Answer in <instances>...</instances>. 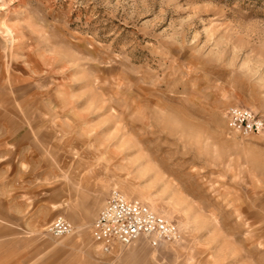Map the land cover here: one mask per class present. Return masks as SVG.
Masks as SVG:
<instances>
[{"label":"rangeland","instance_id":"1","mask_svg":"<svg viewBox=\"0 0 264 264\" xmlns=\"http://www.w3.org/2000/svg\"><path fill=\"white\" fill-rule=\"evenodd\" d=\"M230 107L264 119V0H0V264H264V134ZM114 190L179 240L101 253Z\"/></svg>","mask_w":264,"mask_h":264},{"label":"built area","instance_id":"2","mask_svg":"<svg viewBox=\"0 0 264 264\" xmlns=\"http://www.w3.org/2000/svg\"><path fill=\"white\" fill-rule=\"evenodd\" d=\"M227 127L232 131L264 134V119L249 109L230 107L225 114ZM72 226L64 219H55L48 228L51 236L62 238L72 233ZM93 243L103 254L116 246H129L143 239L152 248L177 242L180 238L176 227L154 213L147 205L125 198L118 191H111L105 205L90 226Z\"/></svg>","mask_w":264,"mask_h":264},{"label":"crops","instance_id":"3","mask_svg":"<svg viewBox=\"0 0 264 264\" xmlns=\"http://www.w3.org/2000/svg\"><path fill=\"white\" fill-rule=\"evenodd\" d=\"M94 219H95V218H94ZM93 221H94V220H93ZM92 223H93V222H92ZM92 223H91V224H92ZM90 235H91V234H90ZM50 236H51V235H50ZM52 237H54V236H52ZM54 238H57V237H54ZM91 240H92V238H91ZM144 241H145V240H144ZM92 242H93V241H92ZM145 242H146V241H145ZM93 244H94V243H93Z\"/></svg>","mask_w":264,"mask_h":264},{"label":"bare ground","instance_id":"4","mask_svg":"<svg viewBox=\"0 0 264 264\" xmlns=\"http://www.w3.org/2000/svg\"><path fill=\"white\" fill-rule=\"evenodd\" d=\"M76 212V211H75ZM77 213V212H76ZM81 218V217H80ZM77 226V225H76Z\"/></svg>","mask_w":264,"mask_h":264}]
</instances>
